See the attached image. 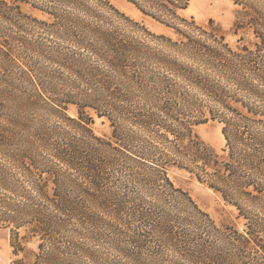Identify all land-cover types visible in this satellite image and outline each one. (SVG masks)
<instances>
[{
  "label": "trees",
  "instance_id": "obj_1",
  "mask_svg": "<svg viewBox=\"0 0 264 264\" xmlns=\"http://www.w3.org/2000/svg\"><path fill=\"white\" fill-rule=\"evenodd\" d=\"M126 1L171 33L107 0H0L11 264H264V0H232L236 46L183 15L192 0ZM176 171L231 210L215 219Z\"/></svg>",
  "mask_w": 264,
  "mask_h": 264
},
{
  "label": "rangeland",
  "instance_id": "obj_2",
  "mask_svg": "<svg viewBox=\"0 0 264 264\" xmlns=\"http://www.w3.org/2000/svg\"><path fill=\"white\" fill-rule=\"evenodd\" d=\"M107 1L132 19L145 24L150 30L157 33H171L163 24L144 16L126 0ZM239 11L240 7L232 0H192L189 9L183 15L187 18L194 17L201 24H207L210 19H213L226 33L227 41L232 46H236L241 36L234 33V25L239 16ZM70 114H74L73 109H71ZM93 127L100 135L109 134L111 131L109 125L103 123L100 119L96 120ZM195 130L202 140L214 147L219 153H222L226 146V141L222 134V126L219 123L209 122L196 127ZM173 178L178 187L188 192L195 202L215 219L222 220L226 213L231 210L224 206L221 199L211 189L201 184L188 172L176 171L173 174ZM29 247L36 249L37 244H30ZM13 258L9 233L8 231L0 230V264H11Z\"/></svg>",
  "mask_w": 264,
  "mask_h": 264
}]
</instances>
